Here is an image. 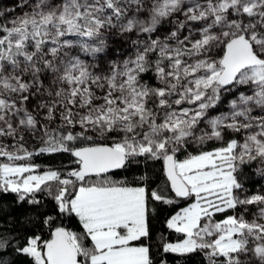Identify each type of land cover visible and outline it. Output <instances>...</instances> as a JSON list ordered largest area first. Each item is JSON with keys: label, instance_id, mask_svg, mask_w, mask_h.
Wrapping results in <instances>:
<instances>
[{"label": "snow or ice", "instance_id": "1", "mask_svg": "<svg viewBox=\"0 0 264 264\" xmlns=\"http://www.w3.org/2000/svg\"><path fill=\"white\" fill-rule=\"evenodd\" d=\"M149 162L160 184L113 179ZM262 181L264 0L0 10V264H154V204L180 201L175 264H264Z\"/></svg>", "mask_w": 264, "mask_h": 264}, {"label": "trees", "instance_id": "2", "mask_svg": "<svg viewBox=\"0 0 264 264\" xmlns=\"http://www.w3.org/2000/svg\"><path fill=\"white\" fill-rule=\"evenodd\" d=\"M211 144L208 145V148H211ZM183 158V157H181ZM71 157L68 154H58L54 158H50L47 156H41L36 157L35 162L40 164L42 167H45L47 165L52 166H64V167H72L71 164ZM144 175H149L154 181H156L157 184L161 183V180H156L158 176L162 177V162H149L147 166L141 165L139 169H132L129 171H123L118 170L117 174L113 176V179H120L125 181L126 183L133 185L140 183L139 177ZM256 179H259V177H256ZM262 189H264V181L261 183H257L254 186L250 188L251 192H254L257 190V192H260ZM5 200H12L13 197L11 195L4 197ZM157 208V212L155 214V217L151 221V231L153 233V239L151 241L153 247H152V253H153V260L154 264L156 262L160 261L162 258H165L168 260V264H175V258L172 256H165V254L162 252V249L160 245L165 241H175L179 237L176 233L172 232L171 230H168L165 226V220L172 214H174L175 211H178L181 207L186 206L185 201H180L178 205L175 206H166V205H155ZM228 214H232L229 212ZM222 215H218L216 217L217 220L222 219ZM65 226L73 227V230H76L74 227L75 222H70L68 220L64 221ZM38 234H41L38 232ZM43 238H48V229L43 230ZM16 264H30V261L26 257H18L16 259Z\"/></svg>", "mask_w": 264, "mask_h": 264}, {"label": "rangeland", "instance_id": "3", "mask_svg": "<svg viewBox=\"0 0 264 264\" xmlns=\"http://www.w3.org/2000/svg\"><path fill=\"white\" fill-rule=\"evenodd\" d=\"M18 3V0H0V10H4V9H9V8H14ZM21 10L19 8H16V12L15 13H8V15L11 17L17 13H19ZM223 110H227V108L225 107ZM214 115L217 113H213ZM34 147V145H32ZM254 192H257L254 191Z\"/></svg>", "mask_w": 264, "mask_h": 264}]
</instances>
